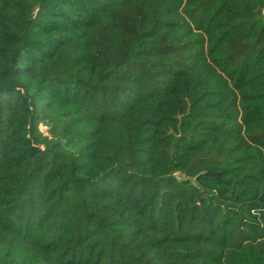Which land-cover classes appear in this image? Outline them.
<instances>
[{
	"label": "trees",
	"instance_id": "1",
	"mask_svg": "<svg viewBox=\"0 0 264 264\" xmlns=\"http://www.w3.org/2000/svg\"><path fill=\"white\" fill-rule=\"evenodd\" d=\"M0 264H264V0H0Z\"/></svg>",
	"mask_w": 264,
	"mask_h": 264
},
{
	"label": "rangeland",
	"instance_id": "2",
	"mask_svg": "<svg viewBox=\"0 0 264 264\" xmlns=\"http://www.w3.org/2000/svg\"><path fill=\"white\" fill-rule=\"evenodd\" d=\"M41 127V126H40ZM45 127L42 126V129H44Z\"/></svg>",
	"mask_w": 264,
	"mask_h": 264
},
{
	"label": "built area",
	"instance_id": "3",
	"mask_svg": "<svg viewBox=\"0 0 264 264\" xmlns=\"http://www.w3.org/2000/svg\"><path fill=\"white\" fill-rule=\"evenodd\" d=\"M40 128H42V126Z\"/></svg>",
	"mask_w": 264,
	"mask_h": 264
}]
</instances>
